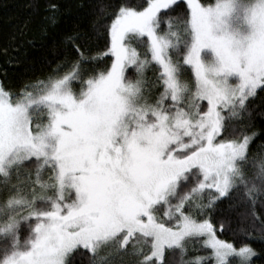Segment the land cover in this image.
<instances>
[{
	"label": "snow or ice",
	"instance_id": "obj_1",
	"mask_svg": "<svg viewBox=\"0 0 264 264\" xmlns=\"http://www.w3.org/2000/svg\"><path fill=\"white\" fill-rule=\"evenodd\" d=\"M92 16L47 74L0 80V264L264 259V0Z\"/></svg>",
	"mask_w": 264,
	"mask_h": 264
},
{
	"label": "trees",
	"instance_id": "obj_2",
	"mask_svg": "<svg viewBox=\"0 0 264 264\" xmlns=\"http://www.w3.org/2000/svg\"><path fill=\"white\" fill-rule=\"evenodd\" d=\"M50 2L60 6L59 22L55 28L44 31V16ZM97 3L98 0H0V80L16 87L47 74L60 55L63 36L70 31L90 29ZM96 46L103 51L104 41H96ZM255 123L257 129L264 128L261 118L257 117ZM221 238L232 237L229 233ZM255 247L259 249L261 245ZM256 264H264V259Z\"/></svg>",
	"mask_w": 264,
	"mask_h": 264
}]
</instances>
